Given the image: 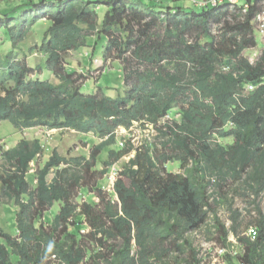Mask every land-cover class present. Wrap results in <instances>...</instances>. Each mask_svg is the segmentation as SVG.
Returning <instances> with one entry per match:
<instances>
[{
  "label": "trees",
  "instance_id": "obj_1",
  "mask_svg": "<svg viewBox=\"0 0 264 264\" xmlns=\"http://www.w3.org/2000/svg\"><path fill=\"white\" fill-rule=\"evenodd\" d=\"M256 1L246 14L228 5L193 11L154 0L5 3L1 15L29 8L21 19L8 17L0 25L12 49L37 24L49 23L32 50L46 57L45 68L58 82L31 79L41 67L33 69L7 52L0 61V122L18 130L93 134L102 142L89 159L68 160L53 151L37 171L35 188L25 177L42 152L41 141L21 138L11 149L0 146L9 166L0 171V183L18 207L17 235L0 227V264H85L87 257V264H199L188 234L210 219L215 237L207 241L226 247L232 233L241 248L240 254L226 256L228 264H264V211L257 203L264 193V50L254 64L243 56L256 47L252 19L261 9ZM97 5L108 7L101 27ZM93 33L94 47L107 39L103 60L123 66L127 90L122 96L84 94L66 69L68 54L88 46ZM173 109L179 120L160 123ZM135 123L155 128L162 151L149 143L134 149L131 142L109 150L102 163L106 169L135 152L113 182L116 199L98 187L97 205L75 204L84 173L94 175L97 157L114 144L115 132ZM214 137H231L233 143L224 147ZM169 161H178L185 173H167ZM51 169L55 174L48 183ZM236 183L253 199L256 214L249 226L257 231L255 240L239 235L241 214L220 193ZM211 186L227 206L230 228L217 216L218 201L210 202ZM55 203L60 209L47 226L44 215ZM78 217L90 230L82 237L74 232Z\"/></svg>",
  "mask_w": 264,
  "mask_h": 264
},
{
  "label": "rangeland",
  "instance_id": "obj_2",
  "mask_svg": "<svg viewBox=\"0 0 264 264\" xmlns=\"http://www.w3.org/2000/svg\"><path fill=\"white\" fill-rule=\"evenodd\" d=\"M245 0H241L243 2ZM255 2L256 0H251ZM37 0H0V9L5 7V3H15L14 5H21L24 3H33ZM155 3L160 4L161 6H170L175 5L183 6L189 10L199 11L197 8L192 6L186 0H154ZM264 11V0H259L258 3ZM97 10V23L101 27L102 20L104 15L107 12L106 5H97L95 7ZM29 9V8H24ZM24 9L18 10L16 13H7L6 15L0 14V25H3L8 17L20 18L24 16ZM236 9L231 8L232 12H235ZM21 19V18H20ZM15 21V19H14ZM8 24H13V22H8ZM49 23L42 21L35 26V31H30V33L24 39V42L20 47L10 48V44L6 42V35L3 33L4 29L0 28V61L3 59L5 54L9 51H13L15 57L19 60H25L27 65L33 69L37 66H40V71H33V74L30 75L31 79H40L42 81H49L52 83L58 82V80L49 72L45 66L46 57L40 54L36 49V46L40 43L42 35V28L48 27ZM85 28V27H84ZM213 33H216V29L213 28ZM256 37V47L246 50L243 53V56L246 59L255 58L259 51H261L264 46V38H261L256 30H254ZM91 37V38H90ZM88 39L89 45L86 47H81L77 51L71 52L65 59V66L67 71L73 72L74 79L76 80L75 84L78 85L80 91L84 94H92L98 96H106L110 98H116L125 94L127 87L124 83L125 72L123 71V66L118 60H103V47L107 42V39H103L101 45L94 47L95 41L97 38L96 33H93ZM96 48L93 52L92 48ZM139 64L133 62V67H137ZM143 69L144 67L139 66ZM180 116L176 114L175 109L172 110V113L164 117L160 123H164L172 120H179ZM41 128L28 129V130H18L15 129L9 122L3 121L0 122V146L4 150L11 149L16 146V143L21 139L25 138L28 141L42 140V152L36 157V159L30 164V170L26 174V181L32 188H35L37 183V171L40 170L45 163L48 161L50 154L53 151H56L60 156L72 160L73 158L85 157L90 158L93 148L102 142V139L94 136L93 134H82L75 131H60L54 130L52 133H48L46 136L40 132ZM216 142L224 147L232 145L233 139L231 137L218 138L214 137ZM161 141L163 138L156 132L155 128L151 125L142 126L139 123H135L133 126H125L124 128H119L115 132V142L113 145L105 148L99 153L97 157L96 166L94 168V175L84 173L86 180L82 181L81 188L77 189L76 195L74 196V203L80 205L83 202H87L92 205H97L99 200L97 197V188L100 187L110 200H115L116 196L113 192L112 182L109 179V175L117 171L129 162V160L134 156L135 152L122 157L113 164L108 169L104 168L103 162H106L108 159L109 150H121L127 142H131L135 148H139L145 143L152 145V148L157 151H162ZM123 142V146L120 143ZM4 160L0 157V171L2 172L8 168ZM71 167L73 170L76 168L75 164L72 163ZM63 168V165L62 167ZM165 169L167 173L173 174H184L185 170L181 168L178 161L175 162H166ZM55 170L51 169L49 174L46 177L48 183H50L54 177ZM230 183V182H228ZM242 183H236V185H230L225 187L220 193L227 195L229 200H233L234 209L238 210L241 214V226L238 229L239 235L246 233L247 230L252 227L249 226L250 223L254 220L255 217V205L252 202V197H249V192L244 188L240 187ZM236 189V191H232ZM208 193L210 194V202L212 203L216 199L219 203L217 205V216L226 228H230L231 220L230 213L227 211V206L217 188L211 186L208 188ZM257 203H259L260 208L264 211V193H262L259 198H257ZM18 207L15 205L14 201L8 199L5 196V188L0 183V227L6 232L10 233L13 236L17 235L16 229V211ZM60 209V203H55L48 212L45 213L43 221L47 226L53 221L55 215ZM213 220L210 219L201 229L196 232L188 234V238L191 240L195 248H201L202 244L206 243L208 239L215 237L212 233L214 230L211 228ZM82 236L88 234L90 231L87 225L84 223V219L78 217L76 219L75 233L77 232ZM232 233L228 234V238L232 240ZM79 236V235H78ZM2 242V240L0 239ZM237 252H241V248L237 247ZM186 255H181V258H185ZM16 260V258H14ZM89 258L85 259V264H87ZM176 264V263H175ZM180 264H185L181 261Z\"/></svg>",
  "mask_w": 264,
  "mask_h": 264
},
{
  "label": "built area",
  "instance_id": "obj_3",
  "mask_svg": "<svg viewBox=\"0 0 264 264\" xmlns=\"http://www.w3.org/2000/svg\"><path fill=\"white\" fill-rule=\"evenodd\" d=\"M86 1V0H83ZM151 1V0H150ZM192 6L197 9L201 8H219L225 5L230 6L231 8L238 9L242 14H246L249 7L254 5V2L251 0H245L241 2V0H186ZM257 2V1H256ZM259 3V0L257 4ZM252 24L254 26V30H256L257 34L264 38V11L262 8L256 13V15L252 19ZM264 46V44H263ZM264 48L259 51L258 55L255 58H249L248 61L250 64H254L260 57ZM254 87L252 85L247 86V90H253ZM152 127V125H151ZM123 146V142L120 143ZM118 172L114 171L109 175V179L113 183L117 177ZM113 188V184H112ZM243 236L249 238L250 240H255L257 236V231L254 227H250L246 233L242 234ZM232 240L228 238V246L223 247L217 244L215 241H206V243L202 244L201 248L198 249V259L199 264H228L226 260V256H236L237 255V247H239L238 242L231 235Z\"/></svg>",
  "mask_w": 264,
  "mask_h": 264
},
{
  "label": "crops",
  "instance_id": "obj_4",
  "mask_svg": "<svg viewBox=\"0 0 264 264\" xmlns=\"http://www.w3.org/2000/svg\"><path fill=\"white\" fill-rule=\"evenodd\" d=\"M52 131L54 130H46V129H42L40 132L43 134V136H46L48 133H52ZM42 142V140H40ZM18 143V142H17ZM16 143V144H17Z\"/></svg>",
  "mask_w": 264,
  "mask_h": 264
}]
</instances>
